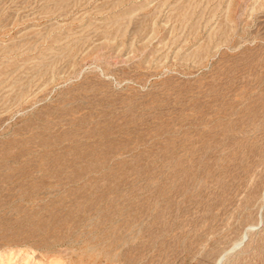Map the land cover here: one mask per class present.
Instances as JSON below:
<instances>
[{
  "label": "rangeland",
  "instance_id": "obj_1",
  "mask_svg": "<svg viewBox=\"0 0 264 264\" xmlns=\"http://www.w3.org/2000/svg\"><path fill=\"white\" fill-rule=\"evenodd\" d=\"M250 224L223 264H264V0H0V264H214Z\"/></svg>",
  "mask_w": 264,
  "mask_h": 264
},
{
  "label": "bare ground",
  "instance_id": "obj_2",
  "mask_svg": "<svg viewBox=\"0 0 264 264\" xmlns=\"http://www.w3.org/2000/svg\"><path fill=\"white\" fill-rule=\"evenodd\" d=\"M45 64V63H43ZM23 88V87H21ZM15 173V172H14ZM5 180V179H4ZM11 182V181H10ZM263 198V196H262ZM263 200V199H262ZM2 203V202H1ZM9 204V203H8ZM7 204V205H8ZM263 204V202H262ZM6 208V207H5ZM259 221V220H258ZM258 223V222H257ZM262 223V222H260ZM259 223V224H260ZM259 226L258 224H250L248 227V230L244 231L243 235L241 234V237L237 240H235L227 249H225L216 259L214 264H223L228 260L230 256H232L234 253H236L237 250H240L242 248V245L244 244V241L248 238L249 233H251L252 230L257 229ZM247 229V228H246Z\"/></svg>",
  "mask_w": 264,
  "mask_h": 264
}]
</instances>
